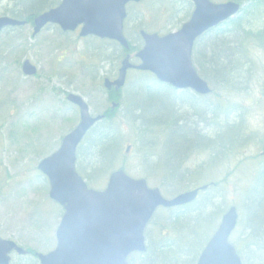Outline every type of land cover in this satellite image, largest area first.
<instances>
[{
    "label": "rangeland",
    "instance_id": "374dc122",
    "mask_svg": "<svg viewBox=\"0 0 264 264\" xmlns=\"http://www.w3.org/2000/svg\"><path fill=\"white\" fill-rule=\"evenodd\" d=\"M179 1L175 0L174 14L168 12L170 9L173 13L169 1L145 0L128 6L126 39L140 49L138 30L141 28L159 35L176 30L193 10L190 3ZM77 34H63L50 26L32 36L30 25L0 33V237L32 253L45 254L54 248L55 231L62 216L61 208L48 197V182L36 168L58 149L62 137L77 124L76 110L66 102L65 95H79L92 116L102 114L111 107L103 93L102 80L115 76L124 57L114 43L100 45L94 38L79 39ZM242 47L246 59L236 76H231L230 84L217 82L211 72L204 71V76L200 73L212 91L199 101L203 108L176 97L180 114H185L192 126L197 122L207 137L213 138L220 127L237 128L238 137L229 153L211 162L207 147L209 153L198 152L205 143L197 137L194 139L187 129L179 134L168 131L163 137V132L147 136L158 135L157 143L143 141L146 136L140 137L131 122L127 123L129 117L120 107L115 108V118L120 119L118 124L125 131L124 157L114 167L117 169L122 164L129 176L144 178L149 187L158 188L165 198L220 183L218 190L201 192L197 204L209 200L214 209L220 205L221 212L212 221L205 220L207 224L197 222L196 229L211 230L215 224L210 237L225 211L235 207L238 224L230 237L231 244L243 264H264V185L259 174L264 165V53L253 42ZM25 59L37 68L34 77L22 74L21 64ZM196 70L199 73L197 67ZM140 79V75L128 72L123 98L131 83ZM153 98L152 104L169 110L171 102L167 94L154 92ZM167 142L176 155L191 153L178 170L170 166L161 168L157 163L161 143ZM127 145L131 146L125 153ZM151 154L157 156L151 158ZM174 171H179L181 176L170 181L169 175ZM109 173L99 182L101 188ZM150 229L155 234L157 228ZM12 259L17 258L12 256Z\"/></svg>",
    "mask_w": 264,
    "mask_h": 264
},
{
    "label": "water",
    "instance_id": "95a60500",
    "mask_svg": "<svg viewBox=\"0 0 264 264\" xmlns=\"http://www.w3.org/2000/svg\"><path fill=\"white\" fill-rule=\"evenodd\" d=\"M141 0H61L60 4L33 19V35L47 24H55L62 31H74L79 36L92 35L117 42L128 49L123 35L125 5ZM194 10L189 20L175 32L165 36L140 31L143 47L135 57L139 65H132L126 56L121 62L117 78L103 81L107 90L118 91L129 69L147 71L162 83L175 89H192L197 94L210 92L192 66L194 41L208 29L235 17L240 5L235 2L212 3L209 0H189ZM25 22L0 16V31L5 27L23 26ZM26 76H33L36 68L25 60L21 67ZM67 100L77 106L79 122L66 134L59 148L41 160L37 169L46 177L49 198L63 208V215L55 232V248L46 254H36L39 264H128L127 257L145 251L144 230L158 207L170 208L195 200L202 186L165 199L157 188L151 189L143 179L134 180L123 170L112 172L101 191L87 187L76 172V149L88 130L102 116L92 117L84 100L68 94ZM117 105L112 104V108ZM235 207L222 216L219 226L201 251L196 264H241L229 236L237 224ZM26 252L13 241L0 238V264H10L11 254Z\"/></svg>",
    "mask_w": 264,
    "mask_h": 264
},
{
    "label": "trees",
    "instance_id": "16d2710c",
    "mask_svg": "<svg viewBox=\"0 0 264 264\" xmlns=\"http://www.w3.org/2000/svg\"><path fill=\"white\" fill-rule=\"evenodd\" d=\"M184 1L186 0L179 2L184 3ZM211 1H232L239 4L241 8L234 19L209 30L205 36L197 40L194 45L193 60L203 76L205 72H211L213 75L210 74L217 82L222 85L230 84L232 81L231 76H236L238 69L246 59L242 46L245 47L246 43L253 42L264 53V0ZM59 3L60 0H0V16H9L32 25L34 17L54 8ZM175 3V1L170 3L173 11L172 13L169 9L170 14L176 12ZM254 23L257 24L254 26ZM259 23L261 25L256 27ZM96 41L107 43V41ZM202 41H204L203 44ZM117 49L119 54H123L124 50L119 47ZM137 49L136 45L129 44L127 52L132 53ZM138 74L141 79L131 83V86L125 91L127 92L125 98H123L122 91L117 94L110 93L107 100L118 103L119 108L123 107L125 114L129 117L127 123L131 122V126L135 127L140 137L144 138L146 136L143 141L149 140L150 142L152 140L153 143H157L158 135L155 138H148L147 136H154L163 132V137L168 131L172 134H179L181 130L187 129L190 133H193L194 139L197 137L205 143L204 147L199 149L198 152H208V148L211 153L209 154V158L212 159L211 162L214 163L215 159L231 151L235 145V138L238 137L235 126L223 129L220 127L215 136L211 138L199 130L197 122L194 126L187 127L188 122L185 114H180L177 103L179 97L185 103L193 102V104L199 106L198 108H203L202 105H199L202 97L195 96L189 91L177 92L170 86L158 82L149 73ZM154 92L168 95V100L171 102L169 110L152 104ZM102 114L104 115L103 120L88 132L76 151L77 171L90 185L97 187L102 186L99 182L110 170L115 168V162L124 154L123 145L125 142L123 140L125 131L118 124L120 119L115 118V110L106 109ZM173 137L174 135H172ZM153 143H151V146ZM170 149L171 146L168 142L166 144L161 143L157 163L161 168L170 166L178 170L191 153H188V151L183 152L182 155L178 153L176 155L175 151L171 152ZM151 156V158H154L157 154H151ZM144 159L147 160L148 157L146 156ZM120 166L123 165L120 164ZM178 172L174 171V174L169 175L171 176L169 177L171 180H169L179 179L181 173ZM259 174L263 178L262 183L264 185V165ZM220 185V183H210L206 191L210 189L212 191L218 190ZM209 203L210 201L206 200L205 204L198 206L197 201H195L184 208L158 210L145 231L146 250L143 253L131 254L127 260L128 264H195L200 251L215 226L213 224L211 230H198L195 224L197 222L207 224L205 220L212 221L215 214L218 217V213L221 212L220 205L215 208V212L213 205ZM151 226L157 228L155 234H151ZM202 233L207 235L205 236ZM262 239L264 244V234ZM16 258L12 264H38L34 253L30 251L26 256H17Z\"/></svg>",
    "mask_w": 264,
    "mask_h": 264
},
{
    "label": "flooded vegetation",
    "instance_id": "af4514ba",
    "mask_svg": "<svg viewBox=\"0 0 264 264\" xmlns=\"http://www.w3.org/2000/svg\"><path fill=\"white\" fill-rule=\"evenodd\" d=\"M76 32H79V30L77 29V30H75V31H73V32H71V33H76ZM61 33H63V32H61ZM67 34H69L70 32H66ZM207 33V32H206ZM205 33V34H206ZM63 34H65V33H63ZM78 35V34H77ZM205 36V35H204ZM198 71H199V69H198ZM210 71H211V69H210ZM199 74H200V72H199ZM108 96L109 95H107V98H108ZM114 101H110L109 103H113ZM182 208H184V207H182Z\"/></svg>",
    "mask_w": 264,
    "mask_h": 264
},
{
    "label": "bare ground",
    "instance_id": "6f19581e",
    "mask_svg": "<svg viewBox=\"0 0 264 264\" xmlns=\"http://www.w3.org/2000/svg\"><path fill=\"white\" fill-rule=\"evenodd\" d=\"M191 126H192V125H191V124L188 122V123H187V127H189V128H190Z\"/></svg>",
    "mask_w": 264,
    "mask_h": 264
}]
</instances>
